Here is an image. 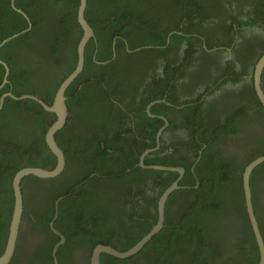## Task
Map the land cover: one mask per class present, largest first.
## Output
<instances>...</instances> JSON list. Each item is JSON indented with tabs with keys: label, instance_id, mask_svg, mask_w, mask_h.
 <instances>
[{
	"label": "trees",
	"instance_id": "obj_1",
	"mask_svg": "<svg viewBox=\"0 0 264 264\" xmlns=\"http://www.w3.org/2000/svg\"><path fill=\"white\" fill-rule=\"evenodd\" d=\"M95 3L99 5L97 14L92 11ZM226 3L229 5L230 1L86 0L84 17L93 29L94 37L90 38L85 49L83 71L65 91L68 117L64 126L55 133V139L64 153L65 168L56 176L29 174L22 181L24 199L27 184L31 180L36 183L37 199L49 197L50 209L53 210L54 200L62 197L58 215L65 216L66 220L61 227L55 223L57 218L54 224L66 240L57 247L58 264H68L62 254L66 246L87 245L92 250L97 244H105L124 251L153 225L148 228L142 226V232L135 235L134 228L127 225L122 227V232L119 231L112 220L125 212L112 208V204L120 199L114 194V186L107 180L108 177L121 183L131 180L133 184H140L144 182L142 175L150 173L153 176L156 172V169L147 170L138 164L137 156L143 151L138 124H125L130 110L122 111L126 103L122 101L116 81L120 52L126 47L123 38L129 40L130 48L136 46L133 41L139 39L141 34L146 39L151 37L159 45L165 44L168 28L173 25L166 27L160 13L166 15V6L169 5V12L173 19L178 18V22L188 10L201 17L199 21H186L182 29L193 32L194 40L200 41L199 35H202L208 45H211V41L228 43L227 19L238 21L233 14L229 18L224 17L227 13ZM14 5L26 12L31 26L0 48V58L10 68L8 82L0 89V96L7 91L17 96L33 93L50 103L57 86L75 69L78 62V44L82 36V28L76 17L79 0H14ZM252 8L254 15L261 16L258 24H264V0H255ZM208 20L218 23L219 29L206 30L202 27V21ZM26 26L25 16L11 6V0H0V42ZM219 30L224 31L226 36L219 38L215 33ZM114 36H118L115 50ZM171 36L170 44L178 45L179 33L173 32ZM262 45L264 52V40ZM115 52L116 56L113 57ZM227 71L232 76L241 74L234 72L232 65ZM4 73L5 67L0 64V83ZM261 77L264 87V68ZM119 79L123 80L121 77ZM250 91L254 99V90L251 88ZM243 112L239 111L238 115ZM54 118V112L45 110L30 98L14 100L6 97L0 110V254L5 247L15 199L12 185L15 174L29 165L50 168L56 164V157L45 142V132ZM192 119L193 116H190L187 120ZM230 131L227 123L211 125L210 129H201L200 133L195 130L190 133L192 140L199 144L207 143L205 149H208L215 141H226ZM193 133L198 134L195 136ZM259 154H264V151ZM209 159V165L204 168L195 166L198 186L175 189L169 195L168 199L181 195L186 198L183 197L185 201L179 204L174 217H167L166 213L162 227L135 255L118 258L102 253L100 264H126L146 249L151 254L146 257L144 264H256L259 250L243 208L245 202L241 175L232 172L231 167L227 162L223 163L220 157L213 156L207 162ZM153 161L146 159L145 163ZM173 164L186 167L188 177L193 176L188 164ZM161 172L159 169L158 174ZM229 181L237 188L234 191L239 196L237 199L232 198V194H226L228 187H232ZM195 183L196 180L192 182ZM169 184L171 180H164L165 188ZM180 185H185V178L180 181ZM132 188L129 186V189ZM140 194L143 195V192ZM92 197V213L87 217L85 206ZM24 199L22 217L27 215L31 222L43 223L44 214L40 217L30 212ZM165 212H168L167 202ZM144 213L132 218V221H139L140 216L145 218ZM239 216L245 224V237L237 245L235 256L222 258L219 254L222 247L217 245L221 235L219 230L223 225H232L231 218ZM20 234L18 232L17 242ZM262 238L264 241L263 235ZM52 247L53 242L48 240L42 250L32 256L29 264H53ZM223 248L226 250V247ZM20 249L21 246L16 243L8 264H17Z\"/></svg>",
	"mask_w": 264,
	"mask_h": 264
},
{
	"label": "flooded vegetation",
	"instance_id": "obj_2",
	"mask_svg": "<svg viewBox=\"0 0 264 264\" xmlns=\"http://www.w3.org/2000/svg\"><path fill=\"white\" fill-rule=\"evenodd\" d=\"M229 1V5L225 4L227 13L224 17L229 18L233 14L238 22L227 19L228 43L211 41V45H208L202 35H199L200 41L194 40L193 32L182 31V29L186 26V21H199L202 20L201 17L188 10L178 22V18L173 19L169 12V5L166 6V15L160 13L162 23L166 27L173 25L172 28H168L165 44L159 45L151 37L146 39L144 34H141L139 39L133 41L136 46L130 48L129 40L123 38L126 47L120 52L116 81L121 91L122 101L127 106L122 111L130 110L127 112L129 118L125 119V124L127 126H132L134 122L138 124L141 133L139 138L143 142H141L143 151L137 156L138 164L140 163L147 170L156 169V172L153 176L150 173L146 176L142 175L144 182L140 184H133L131 180L121 183L108 177L107 180H110L109 182L114 186V194H117V198L120 199L112 204V208L115 211L124 210L125 212L120 217L112 218L116 229L121 232L122 227L127 225V227L134 228V234L138 235L142 232V226L148 228L157 221L159 217L158 200L170 185L165 188L164 180H171V184L178 180L180 185V181L185 178V185L176 188L179 190L185 187H196L199 185V178L196 175L195 166L204 168L210 163V159L208 162L207 159L213 156L220 157L223 163L227 162L232 172L241 175L242 178L245 165L255 157L262 155L259 153L264 151V106L257 96L253 83L254 66L263 50L264 24H258L261 16L252 13L255 0ZM98 7V3H95L92 11L96 12ZM191 16L192 18H188ZM176 23L177 26L174 27ZM202 23V27L206 30L219 29L218 23L213 20L202 21ZM173 32H178L180 35L178 45L174 46L170 44ZM215 33L219 38L226 36L222 30ZM116 37L118 36L113 38L114 50L117 44ZM115 54L116 52L113 57L116 56ZM230 65L234 72L241 74L230 75L227 71ZM120 77L123 80L120 81ZM251 88L254 90V99L251 96ZM262 90L264 92L263 85ZM241 110L244 112L238 115ZM190 116H193L191 121L187 120ZM227 123L231 129L228 133L229 137L226 141L213 142L208 149H205L207 143L199 144L200 142L191 138L192 130L200 133L201 129H210L211 125ZM198 133L193 134L196 136ZM142 156L146 166L141 164ZM146 159L154 161L146 164ZM174 162L188 164L193 176L188 177L186 167L184 175L181 176L178 170L152 166V164L175 166L177 163L173 164ZM159 169L162 171L160 174H158ZM171 171L178 174H173ZM195 180L196 183L192 184ZM229 184H232V187H228L226 194H232V198H238V194L234 192L237 189L236 186L232 181H229ZM35 185L33 180L27 184L24 203L30 212L40 217L44 214L45 218L43 223H34L27 215L23 216L19 228L21 234L17 242L21 246L19 252L21 255L18 257L17 264H29L32 256L38 250H42L43 244L48 240L53 242V247L61 240V236L64 241L59 246H62L66 240L54 224L56 218L58 220L55 223L60 227L66 220L65 216L59 217L58 215L59 202L62 197L54 200L52 210L49 197L37 199ZM129 186L133 188L129 189ZM250 189L256 220L264 236V161L252 170ZM141 192L143 195L140 194ZM183 197L185 195L172 196L171 199L168 197L165 200L168 204V212H165L164 203V220L166 213H168L167 217H174L179 204L185 201ZM243 197L245 202L244 188ZM93 204L94 198L92 197V200L85 206L87 217H90L92 213L90 208H93ZM243 208L249 218L246 205H243ZM143 212H145V218L140 216L139 221H132V218H138L139 215H143ZM231 222L232 225L228 227L223 225V228L219 230V235H221L217 239L219 241L217 245L222 247L219 250L222 258L237 254V245L247 232L240 216L232 217ZM223 247H226V250ZM92 251L93 249L91 250L87 245L76 247L71 245L64 247L62 254L68 264L71 262L72 264H90ZM150 254V250L146 249L126 264H144L146 257Z\"/></svg>",
	"mask_w": 264,
	"mask_h": 264
},
{
	"label": "water",
	"instance_id": "obj_3",
	"mask_svg": "<svg viewBox=\"0 0 264 264\" xmlns=\"http://www.w3.org/2000/svg\"><path fill=\"white\" fill-rule=\"evenodd\" d=\"M11 6L17 12L19 11L25 16L27 20V26L21 29L19 32L14 33L11 36L3 39L0 42V48L2 47L3 44L11 40L12 38L18 36L20 32L29 29L31 26V22L29 20L28 15L21 8L15 7L14 0H11ZM85 8H86V0H79L76 17H77V22L82 28V36L78 44L77 65L75 69L65 79H63L61 83L57 86L52 101L50 103H47L42 98L38 97L37 95L33 93H23L22 95L17 96L13 94L11 91H7L1 94L0 96V110L3 106L4 100L6 97H10L14 100H24L25 98H30L38 102L45 110L55 113L54 120L51 122V124L49 125V127L47 128L45 132V142L47 143L49 149L54 153L56 157V162H55L56 164L53 167L46 168L42 166L29 165L28 167H24L20 169L15 174L13 178V182H12L15 199L13 202V209L11 213V219L9 222L8 234H7L5 247H4L3 252L0 254V264L9 263V261L11 260V257L13 256L15 246L17 243L18 232H19L20 224L23 218L22 217L23 199H24L23 191H22L23 179L26 176H29V174H35L41 177L56 176L63 172L65 165H66L64 153L62 149L59 147L55 139V133L57 130H59L60 128L64 126L67 120V117H68V108L66 105L67 97L65 96V91L67 87L70 85V83H72L73 80L76 79L80 75V73L83 71L84 65H85V49H86V46L90 38L94 37L93 29L91 28L88 21L84 17ZM0 64H2L5 67L4 78H2V81L0 83V89H1L8 82L7 78L10 73V68H9L8 63L1 58H0ZM263 68H264V52H262L259 58L257 59L255 66H254V70H253L254 88L257 93V96L259 97L261 103L264 106V92L262 90V85H261V76H262ZM263 161H264V154L255 157L254 159H252L249 163L245 165L244 170L242 172L245 205L247 208V212L249 215V219L252 225L253 233H254L256 243L258 246V250H259V260L256 264H264V241H263V238H262L259 226H258V222L256 220V216L254 213V209H253L251 189H250V175L254 167ZM141 164L143 166H146L144 164L143 156H142ZM152 166L157 167V168H162V169L178 170L181 176H183L185 173V167H180L179 165L169 166V165H162V164H152ZM178 187L180 188L181 186L179 185L178 180H176L172 184H170L166 188V190L163 192L160 200H158L159 217L157 221L153 224L149 232H147L134 245H132L130 248L124 251H119L110 245L97 244L93 248L90 264H100V256L102 253H107V254H110L118 258H126L138 252L146 244V242L152 238L153 234H155L160 229V227L163 225L165 200H167L170 193ZM55 231L57 232L56 229ZM63 241H64V238L63 236H61V240L57 242L52 249L53 264H58L56 251H57V247H59V245Z\"/></svg>",
	"mask_w": 264,
	"mask_h": 264
}]
</instances>
